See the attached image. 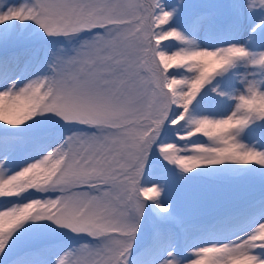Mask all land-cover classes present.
I'll list each match as a JSON object with an SVG mask.
<instances>
[{"label": "snow or ice", "instance_id": "1", "mask_svg": "<svg viewBox=\"0 0 264 264\" xmlns=\"http://www.w3.org/2000/svg\"><path fill=\"white\" fill-rule=\"evenodd\" d=\"M0 264H264V0H0Z\"/></svg>", "mask_w": 264, "mask_h": 264}]
</instances>
